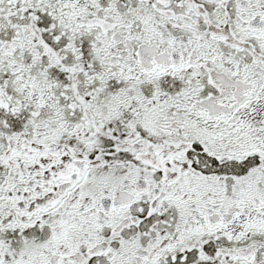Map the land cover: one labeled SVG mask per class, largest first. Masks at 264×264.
I'll return each mask as SVG.
<instances>
[{
  "label": "snow or ice",
  "instance_id": "obj_1",
  "mask_svg": "<svg viewBox=\"0 0 264 264\" xmlns=\"http://www.w3.org/2000/svg\"><path fill=\"white\" fill-rule=\"evenodd\" d=\"M0 264H264V0H0Z\"/></svg>",
  "mask_w": 264,
  "mask_h": 264
}]
</instances>
